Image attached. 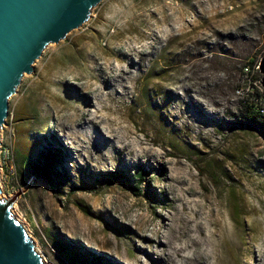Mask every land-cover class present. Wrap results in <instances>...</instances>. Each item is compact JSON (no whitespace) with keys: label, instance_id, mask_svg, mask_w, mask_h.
Wrapping results in <instances>:
<instances>
[{"label":"rangeland","instance_id":"obj_1","mask_svg":"<svg viewBox=\"0 0 264 264\" xmlns=\"http://www.w3.org/2000/svg\"><path fill=\"white\" fill-rule=\"evenodd\" d=\"M262 48L264 0H101L45 46L0 129V193L42 260L164 264L157 242L196 237L203 264H264V128L236 123L264 114Z\"/></svg>","mask_w":264,"mask_h":264},{"label":"water","instance_id":"obj_2","mask_svg":"<svg viewBox=\"0 0 264 264\" xmlns=\"http://www.w3.org/2000/svg\"><path fill=\"white\" fill-rule=\"evenodd\" d=\"M99 1L0 0V129L7 100L22 75L32 72L33 62L45 46L57 43L85 22ZM258 70L264 88V69ZM19 193L0 197V264H47L10 211Z\"/></svg>","mask_w":264,"mask_h":264},{"label":"trees","instance_id":"obj_3","mask_svg":"<svg viewBox=\"0 0 264 264\" xmlns=\"http://www.w3.org/2000/svg\"><path fill=\"white\" fill-rule=\"evenodd\" d=\"M263 53H264V48H262L261 50L258 51V55H260V56H262ZM257 60H258V57H254V58L250 59L248 64H247L248 70L251 73V75L249 76V79L251 81H259L260 74L258 73L257 68H256V66L258 65ZM242 110H243V113L241 115L242 119L236 120L237 124L246 125L248 127H253V128H261V129L264 128V114H262V112L255 109L254 106L251 104L243 105ZM53 155H54V153H52V151H44V153L40 154L39 158L41 159L40 160L41 163L33 166V172L37 175L38 174L44 175L46 178L49 177L51 179H54V177H58V174L56 173V171H54V169L50 166V164L53 160V157H52ZM50 171H52L53 173H51ZM144 174L145 173L143 171L136 173V176H137L136 180L137 181L142 180ZM114 175L120 177L122 180L127 182L125 177L122 175V173L115 172ZM147 196L149 198L153 199L152 195L147 194ZM58 246L61 247L60 245H58ZM69 256H70L71 260H73L74 263L77 264L76 256L75 255H69ZM93 262L98 263L97 259H94V260H92L91 263H88V264H92Z\"/></svg>","mask_w":264,"mask_h":264},{"label":"bare ground","instance_id":"obj_4","mask_svg":"<svg viewBox=\"0 0 264 264\" xmlns=\"http://www.w3.org/2000/svg\"><path fill=\"white\" fill-rule=\"evenodd\" d=\"M259 69H261V70L264 69V56L261 58ZM0 197H5V196H3L2 193H0ZM158 215H159V213H158ZM172 216H173V214L171 212H169L168 218H167L169 222H171ZM180 230H181L180 227H178V226L172 227L171 223H167L165 225L164 230L161 233V236H163L164 238L167 237V235L170 231H173L174 233L180 234V232H181ZM188 232H189V230H188ZM182 233H186V230L183 231ZM199 242L200 241L198 240V238H196V237L191 238L190 237V240L188 242H186V243L184 242L183 244L177 246V245L173 244L172 240L168 239V240H165L164 242H157L156 243V249L158 248L159 251H161L159 258L161 261L164 262V264H203L202 259H201L202 255L200 256L199 252L196 249V246L198 245ZM190 249H192L193 254L190 253V251H189ZM185 250H188V252L192 255H185L181 259V262H176L175 257H178L179 253L184 252Z\"/></svg>","mask_w":264,"mask_h":264}]
</instances>
